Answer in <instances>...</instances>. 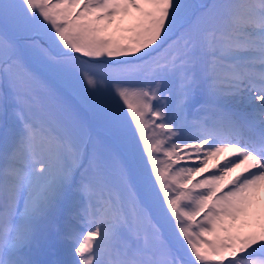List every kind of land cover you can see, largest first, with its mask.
<instances>
[{"label":"snow or ice","instance_id":"obj_1","mask_svg":"<svg viewBox=\"0 0 264 264\" xmlns=\"http://www.w3.org/2000/svg\"><path fill=\"white\" fill-rule=\"evenodd\" d=\"M0 264H264V0H0Z\"/></svg>","mask_w":264,"mask_h":264}]
</instances>
